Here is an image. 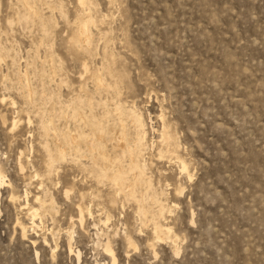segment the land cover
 Masks as SVG:
<instances>
[{
    "label": "rangeland",
    "instance_id": "obj_1",
    "mask_svg": "<svg viewBox=\"0 0 264 264\" xmlns=\"http://www.w3.org/2000/svg\"><path fill=\"white\" fill-rule=\"evenodd\" d=\"M86 1L0 0V264H113L108 241L115 264H264V0ZM86 21L91 47L70 46ZM68 107L130 116L134 143L143 120V207L110 201L84 146L56 160ZM166 131L190 179L158 160ZM36 197L47 205L30 229ZM155 222L172 238L158 241Z\"/></svg>",
    "mask_w": 264,
    "mask_h": 264
},
{
    "label": "bare ground",
    "instance_id": "obj_2",
    "mask_svg": "<svg viewBox=\"0 0 264 264\" xmlns=\"http://www.w3.org/2000/svg\"><path fill=\"white\" fill-rule=\"evenodd\" d=\"M78 4L81 7H85L86 6V0H78ZM25 3V1H24ZM26 6L25 8H27V10L30 12V16L31 13L33 12V6L31 7L28 3H25ZM23 6V5H22ZM90 6V5H89ZM33 8V9H32ZM87 8V6H86ZM87 10V9H86ZM89 11V10H88ZM91 12V10H90ZM89 12V13H90ZM27 13V12H26ZM34 13V12H33ZM32 13V14H33ZM88 13V12H87ZM37 14V13H35ZM28 15V14H27ZM84 15V14H83ZM34 17V16H33ZM88 17V16H86ZM86 20H88V18H86ZM90 17V16H89ZM91 18V17H90ZM89 18V19H90ZM84 19V16H83ZM82 19V20H83ZM85 21V20H84ZM83 22V21H82ZM90 23V21H88ZM88 22L86 21L85 23L81 24L77 30L76 35L70 40V46H76V47H80L82 49L86 48L87 46H90V42H91V36L90 35V31H89V25ZM77 24V23H76ZM91 47V46H90ZM89 47V48H90ZM72 48V47H71ZM79 48V49H80ZM87 49V48H86ZM81 50V49H80ZM78 51V50H77ZM85 51V50H84ZM88 51V50H87ZM91 51V50H90ZM89 54V53H88ZM85 55V54H84ZM85 68H87L85 66ZM28 73V72H27ZM110 75V74H109ZM114 77V76H113ZM20 78V77H19ZM24 78L26 79V82H29V77L28 74H26L24 76ZM22 79V77H21ZM24 82V81H23ZM99 83L101 85H104V82L102 80V78L99 79ZM98 83V85H100ZM29 84V83H28ZM25 85V84H24ZM28 87V86H27ZM30 87V86H29ZM28 87V88H29ZM27 88V89H28ZM109 88V87H107ZM111 89V88H110ZM109 89V91H110ZM107 90V89H106ZM29 91V89H28ZM113 91V89H112ZM116 91V90H115ZM27 92V91H26ZM111 92V91H110ZM120 92V91H119ZM117 92V93H119ZM114 95V94H113ZM118 95V94H117ZM28 96V95H27ZM115 96V95H114ZM120 96V95H119ZM29 97L32 98V93H29ZM111 97V96H110ZM115 98V97H114ZM33 99V98H32ZM116 99V98H115ZM119 100V99H118ZM117 100V101H118ZM122 101V100H121ZM91 102V101H90ZM94 102V101H93ZM112 102H115L114 100ZM111 102V105L113 104ZM95 103V102H94ZM110 103V102H109ZM79 104V103H78ZM90 104V103H89ZM88 104V105H89ZM92 104V103H91ZM115 104V103H114ZM119 104V103H118ZM14 105V104H13ZM72 105V104H71ZM70 105V106H71ZM74 105V104H73ZM83 105V104H82ZM94 105V104H93ZM96 105V104H95ZM103 105V104H102ZM116 105V104H115ZM78 106V105H77ZM80 106V105H79ZM85 106V105H84ZM90 106V105H89ZM92 106V105H91ZM99 106V105H98ZM119 106V105H118ZM72 107V106H71ZM71 107H68V110L66 112H64L63 114H61V116H59V118L63 117L66 120V124L63 125L64 129L62 128V130H58V128H56V126L54 125L56 120L54 118V120L52 121V119H50V121L52 122V124L54 125V130H53V141L55 144V150L56 152L53 154H57L55 156H57V161L61 160L62 162L64 161H68V158L71 157H79L80 151L82 146H84L86 148V151L92 156L95 165L99 168L98 170H95L92 172L95 182L101 186L103 184L107 185L106 183L111 185V189H113L114 194H112L110 201L112 203H115L117 201V195L124 196V201H133V203H136L139 207H143L145 205V203L147 201H150L148 199V189H147V194L143 193V187L149 182L147 181L146 178V165L143 164V162L145 163L144 160V154H143V147H146L147 144H145V146H143V120L142 119H138L135 120L133 124H136L134 126V129L137 128L138 132L135 130V132H137L138 136V140L137 143H134V140H132L130 137V133H129V129H128V125H127V121L129 119H126L122 116V113L119 114L116 112V114H118L117 119H115V121L113 120L114 123H111V117L109 115L110 112L113 114L112 111H109V115L106 116L104 114V119L100 118V121L95 120H90L87 116L89 115H85L83 113V111L81 110H74L75 107L72 109ZM103 107V106H102ZM106 107V106H105ZM125 107V106H124ZM89 108V107H87ZM97 108V105L96 107ZM115 108V107H114ZM78 109V108H77ZM91 109V108H90ZM88 109V110H90ZM107 109V108H106ZM110 109V108H109ZM113 109V108H112ZM110 109V110H112ZM116 109L119 111V109L116 107ZM122 109V108H121ZM120 109V111H121ZM66 110V108H65ZM103 110V108H102ZM125 110V109H124ZM91 111V110H90ZM100 112L102 113V111L100 110ZM131 112V111H130ZM88 113V112H87ZM94 113V111H93ZM96 113V112H95ZM100 113V114H101ZM104 113V111H103ZM124 113H127L126 111ZM123 113V114H124ZM134 113V112H131ZM137 113V112H136ZM134 113V114H136ZM99 114V112H98ZM115 114V111H114ZM127 115V114H126ZM96 116H98L96 114ZM100 116V115H99ZM103 116V115H102ZM136 116V115H135ZM140 116V114H139ZM55 117V116H54ZM92 117V116H91ZM113 117V116H112ZM132 117V116H131ZM52 118V117H51ZM133 118V117H132ZM142 118V117H141ZM58 119V118H57ZM111 119V120H110ZM114 119V118H113ZM126 119V120H125ZM62 120V118H61ZM131 121L133 122V120L131 119ZM58 122V121H57ZM129 122V121H128ZM131 122V123H132ZM59 123V122H58ZM130 123V124H131ZM165 123V122H164ZM16 122L13 121V127L15 126ZM49 124V122H48ZM51 124V123H50ZM63 124V123H62ZM132 124V125H133ZM59 125V124H57ZM79 125H84L86 127L90 128V133L86 134L85 131L83 130V128ZM50 126V125H49ZM167 126V125H166ZM60 127V126H59ZM85 127V128H86ZM130 128V127H129ZM48 129V128H47ZM51 129V128H50ZM50 129L48 130V132L50 131ZM61 129V128H60ZM133 129V128H131ZM145 129V128H144ZM87 130V129H86ZM172 130V129H171ZM133 131V130H132ZM164 131V130H163ZM171 132V131H170ZM47 133V132H46ZM51 133V132H50ZM147 133V132H146ZM172 133V132H171ZM160 134V133H159ZM173 134V133H172ZM48 135V134H47ZM161 135V134H160ZM134 136V135H133ZM49 139V136H47ZM52 137V136H50ZM146 138V137H144ZM136 139V140H137ZM50 140V139H49ZM161 140V138H160ZM175 140V139H174ZM178 140V139H177ZM52 141V139L50 140ZM133 141V142H132ZM162 145L164 146V150H162V152L159 153L158 155V160H167L169 163H173L175 165L178 166L179 172L182 176L187 177L188 179L191 178L189 169H188V164L182 159L177 147L178 145H176L177 142H174L171 140V136L169 135V133L164 132L162 134ZM50 143V142H49ZM52 143V142H51ZM146 143V142H145ZM161 144V143H160ZM179 144V142H178ZM51 145V144H50ZM49 145V146H50ZM162 147V146H161ZM180 147V146H179ZM46 148V147H45ZM49 147L47 146V149ZM84 148V149H85ZM52 149V147H51ZM54 150V151H55ZM161 150V149H160ZM51 152V151H49ZM48 152V153H49ZM83 154L86 153L85 151L82 152ZM81 153V156H82ZM144 153H146L144 151ZM51 154V153H50ZM85 155V154H84ZM86 156V155H85ZM89 156V155H88ZM56 158V157H54ZM83 158V157H82ZM81 158V159H82ZM72 159V158H71ZM86 159V158H85ZM75 160V159H74ZM80 160V159H79ZM54 161V160H53ZM78 161V160H77ZM55 162V161H54ZM69 163V162H68ZM78 163V162H77ZM66 164V162H65ZM76 164V163H75ZM94 168V167H93ZM96 168V167H95ZM148 174V173H147ZM36 176H38V174H36ZM3 176L0 172V180L1 183H4L3 180ZM149 184V183H148ZM150 185V184H149ZM152 185V184H151ZM106 187V186H105ZM104 188V187H103ZM109 188V187H108ZM149 188V187H148ZM104 190V189H103ZM145 192V190H144ZM111 193V192H110ZM12 199H15L14 196L11 197ZM150 198V197H149ZM151 199V198H150ZM157 199V198H156ZM95 200V199H94ZM159 200V199H158ZM157 200V201H158ZM26 202H27V193H26ZM53 201H51L52 203ZM156 202L155 199H152V202ZM47 203V202H46ZM43 200L42 197H36V199L34 200V204H36L38 207L37 208H33V207H28V203H26V206L28 209L27 211V215L30 217L31 220V224L29 226L30 229H34L37 227V225L35 224V218L37 216H39L44 208V205L46 204ZM158 203V202H157ZM53 204V203H52ZM149 204V203H148ZM162 204V203H160ZM47 205V204H46ZM147 205V204H146ZM155 205V204H154ZM167 207V204H165ZM164 205V206H165ZM150 206V205H149ZM152 206V204H151ZM156 206V205H155ZM161 206V205H160ZM163 206V205H162ZM46 207V206H45ZM25 208V207H24ZM90 208V207H89ZM89 208H81L80 205L78 206V211H79V217H78V221L79 223L85 224L86 222L84 221V210H86L88 216H91V211ZM146 208V207H144ZM163 208V207H162ZM45 209V208H44ZM166 209V208H165ZM162 211V210H161ZM158 212V209H157ZM156 212V213H157ZM93 213V212H92ZM149 213L148 211L146 212V214ZM152 213V212H151ZM160 213V212H159ZM145 214V213H144ZM145 214V215H146ZM162 214H164L162 212ZM93 215V214H92ZM143 215V214H142ZM145 215H143L145 217ZM161 216V215H160ZM148 217V215H146V218ZM162 217V216H161ZM38 218V217H37ZM40 218V217H39ZM86 220V219H85ZM108 220V219H107ZM142 224H143V219H140ZM85 222V223H84ZM156 223V222H155ZM18 226L20 227L22 233L26 232V229L28 230L29 228L26 227L25 225H23V223L19 222ZM155 229H154V234L156 235V238L158 239V241H165L167 239H171L172 237L170 236L171 233V228H169L168 226H164L161 225L160 223H156L155 225ZM29 231V230H28ZM68 237H69V241H71L72 239V234L68 233ZM128 242H131V238L128 237L127 238ZM174 243L176 242L175 239L172 240ZM111 243H106L104 245V250L105 252L109 255L111 261L113 264H115L117 262V257L116 254L114 253L111 245ZM72 245V244H71ZM69 245L70 248V252H75L77 253L78 258H80V252H76L72 249V246ZM57 249V248H56ZM55 251V250H54ZM53 251V252H54ZM175 252H177V249L175 248ZM178 253V252H177ZM118 263V262H117Z\"/></svg>",
    "mask_w": 264,
    "mask_h": 264
}]
</instances>
